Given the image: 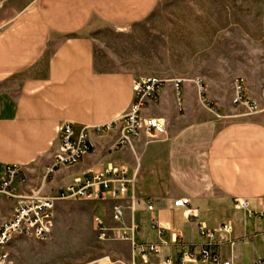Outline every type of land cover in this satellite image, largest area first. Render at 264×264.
<instances>
[{"label": "crops", "instance_id": "1", "mask_svg": "<svg viewBox=\"0 0 264 264\" xmlns=\"http://www.w3.org/2000/svg\"><path fill=\"white\" fill-rule=\"evenodd\" d=\"M159 0H0V179L9 164L22 166L15 193L27 198L55 196L108 164H125L134 182L123 196L76 199L99 218L110 237L102 240L122 251L103 260L111 264H181L186 252H220L237 264H264V102L259 110L233 103V86L212 81L200 96L193 81L178 92L168 82L158 101L144 109L148 117L166 119L158 139L146 132L111 152L123 117L135 98L133 69L117 64L108 40L145 23ZM208 102V105L205 103ZM72 122L74 138L88 127L91 148L82 160L46 169L60 146V126ZM113 123L97 132L96 126ZM102 190L103 187L101 186ZM188 198L187 206L175 201ZM247 202V207L238 201ZM55 204V217L59 214ZM16 202L0 196V226ZM153 205V209H149ZM117 206L124 208L119 221ZM189 211L193 215L188 216ZM155 221L157 223H155ZM232 231L210 241L198 223ZM134 227V230L131 229ZM54 231V229H53ZM35 237L14 238V250ZM126 232V237L118 236ZM161 232V233H160ZM174 233H179L174 242ZM131 237V238H130ZM157 245L159 251L143 253ZM108 264V263H103ZM185 264H214L200 259Z\"/></svg>", "mask_w": 264, "mask_h": 264}, {"label": "rangeland", "instance_id": "2", "mask_svg": "<svg viewBox=\"0 0 264 264\" xmlns=\"http://www.w3.org/2000/svg\"><path fill=\"white\" fill-rule=\"evenodd\" d=\"M108 43L115 62L140 78L199 79L200 96L212 81L231 82L235 96L234 81L243 78L247 97L264 102V0H159L145 23ZM58 209L52 238L22 243L17 264H111L103 259L122 251L98 238L82 201H62Z\"/></svg>", "mask_w": 264, "mask_h": 264}, {"label": "built area", "instance_id": "3", "mask_svg": "<svg viewBox=\"0 0 264 264\" xmlns=\"http://www.w3.org/2000/svg\"><path fill=\"white\" fill-rule=\"evenodd\" d=\"M200 84V80L195 81ZM167 83L157 76L141 77L134 81L135 98L130 110L123 117V127L117 141L111 146V152H115L138 139L142 132H146L151 139H158L167 131L166 119L160 117H148L144 115V109L150 102H157L159 89ZM173 85L178 92V104L182 106V79L173 80ZM244 79L236 78L234 81L235 104L246 105L250 112L258 111L259 105L245 94ZM203 90V89H201ZM113 123L103 126H96L97 132L108 130L113 127ZM72 122H64L60 126V146L53 156L52 163L46 169V176H51L60 167H70L84 158L91 148L88 127L84 128L77 138H74ZM22 166L20 164H9L5 173L0 179V196H5L8 200H14L16 205L12 216L4 221L0 226V264H15L9 245L16 236L35 237L42 240L48 239L55 226V204L59 200L88 199L92 197L106 198L107 193L113 196H123L127 193L134 182V178L129 176V170L125 164L110 163L104 171H92L91 176L78 180L59 190L55 196L42 198H27L15 193L14 182L22 180ZM103 187L101 190L100 187ZM241 206L247 207L248 203L238 201ZM188 198H181L175 201L176 206H187ZM153 209V205H149ZM124 213L122 206H117L113 212V219L119 221ZM193 215L189 211L188 216ZM98 238L105 240L110 237L109 230L97 217ZM155 223H157L155 221ZM198 229L210 241L218 236L223 239L227 233L232 231L230 223H224L220 227L210 229L203 223H198ZM134 230V227L131 228ZM161 233V232H160ZM126 232L118 234L119 238L126 237ZM174 242H177L181 234L174 233ZM131 238V237H130ZM143 253L157 252V245H150L143 248ZM198 259L214 264H237L231 258H223L220 252H211L203 249L199 257L193 252H186L180 259L181 264ZM166 264H173L167 260Z\"/></svg>", "mask_w": 264, "mask_h": 264}]
</instances>
